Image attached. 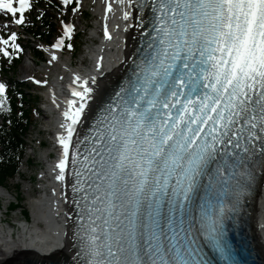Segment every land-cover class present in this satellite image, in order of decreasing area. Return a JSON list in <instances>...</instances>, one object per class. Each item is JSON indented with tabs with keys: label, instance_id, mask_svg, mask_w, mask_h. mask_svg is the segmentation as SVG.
<instances>
[{
	"label": "snow or ice",
	"instance_id": "snow-or-ice-1",
	"mask_svg": "<svg viewBox=\"0 0 264 264\" xmlns=\"http://www.w3.org/2000/svg\"><path fill=\"white\" fill-rule=\"evenodd\" d=\"M120 3L140 35L131 71L95 109L101 86L74 75L56 134L76 264H246L226 221L264 173V0ZM33 8L0 0V27ZM17 39L0 35V53Z\"/></svg>",
	"mask_w": 264,
	"mask_h": 264
},
{
	"label": "bare ground",
	"instance_id": "bare-ground-1",
	"mask_svg": "<svg viewBox=\"0 0 264 264\" xmlns=\"http://www.w3.org/2000/svg\"><path fill=\"white\" fill-rule=\"evenodd\" d=\"M111 8L105 13L108 5ZM124 6L120 0H98L94 8L95 11V28L100 27L103 30V37L98 45L92 48L90 52L91 65L84 71H74L63 66L62 72L56 74L51 80L50 87L46 89V94L50 99L48 108L52 112L51 119L46 125L45 130L50 133L51 149L47 153L54 152L55 157L51 160L43 162L40 176L44 179V192L34 196L31 201L33 219H37L44 223V233L42 237L54 238L53 244H56V233H64L62 235L61 249L48 254L47 256H39L37 253H44L49 247L40 243L42 237L32 236L26 237L24 233H19L15 239H10L8 233L0 229V264H12L23 260H54L63 259L65 261L75 260V251L73 247L72 221L67 215L73 206L71 200V190L65 187L60 181L55 179L56 171H54L55 162L58 159L59 148L56 146V134L60 131L59 125L63 120L61 112L66 107L65 100L71 97V87L73 85L74 75L81 77H89L94 72L97 83L101 86L97 96L89 103L95 109L102 102H105L117 83L122 79L127 62L136 38L139 33L135 27L126 29L125 24H133L134 20L125 21L123 19ZM134 14H138L133 12ZM107 27L109 36H105L104 31ZM91 34H93L91 32ZM52 60V53L48 55ZM99 62V67L97 63ZM56 64L52 62L49 69H53ZM22 70H29V66L23 64ZM55 101V103L53 102ZM91 112L88 113L91 116ZM46 155L44 154V157ZM68 197V200L65 199ZM250 234L254 239V244L259 250L264 263V173L259 174L257 186L254 190L250 201L249 211ZM41 238V239H40ZM50 242V241H49ZM41 257V258H40Z\"/></svg>",
	"mask_w": 264,
	"mask_h": 264
},
{
	"label": "rangeland",
	"instance_id": "rangeland-1",
	"mask_svg": "<svg viewBox=\"0 0 264 264\" xmlns=\"http://www.w3.org/2000/svg\"><path fill=\"white\" fill-rule=\"evenodd\" d=\"M34 2V8L26 13L27 20H36L40 22L42 20H51L54 23V26L57 30L53 31L51 41L56 40L57 37L62 36L61 34L64 32L63 25L71 24L72 33H79L80 38L83 40H87L88 34L91 32L93 26L88 27L85 30V27L89 25H93L95 16L92 15V4H95V0H78L80 11H73V9H69L66 11L64 6V0L60 1V7L55 6H47L46 0H32ZM77 1V0H76ZM83 3V4H81ZM77 7V3L75 8ZM63 22V23H62ZM62 29V33L59 31ZM84 30V31H83ZM10 28L5 30L2 28V35L6 36L9 34ZM83 32V33H82ZM88 32V34L86 33ZM17 42L20 45V50H18L22 54V59L18 64L16 70L12 73L2 74L0 76L1 81H6V87H10L14 82L20 83L21 87L25 92L30 95L37 96L38 89L37 87H31V83L29 80H25V76L29 74L38 75L37 72L40 67H35L31 64L30 59L27 57L28 51L32 52V48H40L39 43L37 41L32 40H24L21 37H18ZM82 42L71 43V48H68L67 45L62 47V51L64 54V58H69V54L73 53L75 55L81 53L83 50V46L80 44ZM25 64L29 66V70H22V65ZM44 79L46 78L43 73L42 76ZM43 91L40 90V94ZM40 96V95H39ZM39 96H37V107H43L42 100H40ZM49 122V118L42 117L41 114L36 113L35 122L29 128L25 141L27 142L25 156L20 164L18 173L15 177L9 179L5 183V192L2 198H0L1 211L4 210L8 200L15 201V199H22L21 204L24 208L30 207L31 201L36 194V190L38 188L36 179L41 174V168L43 167L44 154H47V150L51 149V143L49 141V132L45 130L46 125ZM30 145V146H29ZM33 181V182H32ZM19 186L18 188L16 186ZM3 205V206H2ZM20 210L13 211L9 213L5 217V221L8 223H14L16 218H20ZM5 225V223H4ZM7 230V227H5Z\"/></svg>",
	"mask_w": 264,
	"mask_h": 264
},
{
	"label": "trees",
	"instance_id": "trees-1",
	"mask_svg": "<svg viewBox=\"0 0 264 264\" xmlns=\"http://www.w3.org/2000/svg\"><path fill=\"white\" fill-rule=\"evenodd\" d=\"M53 3L57 5L56 1ZM44 23L46 25L44 31L41 30V25L34 23L29 24L27 29L48 40L51 37L53 23L51 21ZM74 37L78 38L77 35ZM18 62L19 59L13 53L9 57L4 56L2 70L14 71ZM4 97L6 99L0 107V186H4L8 179L17 173L25 149L23 135L32 121L35 109V98L24 92L19 85L15 84L9 88ZM18 201H12L10 208L12 211L20 210L27 217V210L22 206L20 199Z\"/></svg>",
	"mask_w": 264,
	"mask_h": 264
}]
</instances>
